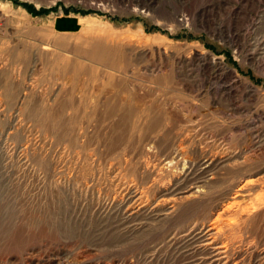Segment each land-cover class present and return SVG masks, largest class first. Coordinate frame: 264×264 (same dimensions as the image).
<instances>
[{"label": "rangeland", "instance_id": "1", "mask_svg": "<svg viewBox=\"0 0 264 264\" xmlns=\"http://www.w3.org/2000/svg\"><path fill=\"white\" fill-rule=\"evenodd\" d=\"M0 264H264V0H0Z\"/></svg>", "mask_w": 264, "mask_h": 264}]
</instances>
